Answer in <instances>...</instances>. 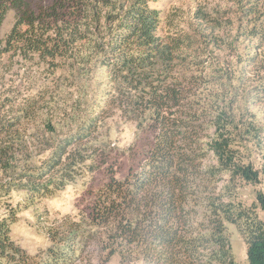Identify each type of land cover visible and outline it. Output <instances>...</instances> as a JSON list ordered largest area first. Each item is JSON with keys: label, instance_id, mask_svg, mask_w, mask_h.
I'll return each mask as SVG.
<instances>
[{"label": "trees", "instance_id": "obj_1", "mask_svg": "<svg viewBox=\"0 0 264 264\" xmlns=\"http://www.w3.org/2000/svg\"><path fill=\"white\" fill-rule=\"evenodd\" d=\"M155 1L41 5L0 0V59L8 53L25 60L38 57L51 68L77 71L79 80L105 69L110 83L105 104L137 127L135 143L126 151V171L119 173L123 163L117 161L107 165L106 179L89 191L91 199L79 218L66 216L48 228L46 248L32 253L19 245L11 236L14 215L0 216V264H90L89 254L96 250L101 264L114 255L122 264L140 259L145 264H239L229 223L246 237L247 264H264V189L255 194L262 217L237 194L239 181H261V170L240 152L259 129L238 117L233 99L197 94L203 75L196 72L206 60L189 49L199 38L181 35L168 41L160 35L161 10L151 6ZM239 2L246 12L242 34L260 48L264 0ZM10 10L16 21L4 39L1 27ZM199 18L213 33L201 31V39L209 34L221 44L214 32L222 23ZM81 103L77 99L76 129L61 134L49 120L36 140L24 128L34 104L19 106L12 117L0 116V208L1 196L12 189L51 194L73 181L88 160H95L93 170L109 163L94 142L102 105L82 120Z\"/></svg>", "mask_w": 264, "mask_h": 264}, {"label": "rangeland", "instance_id": "obj_2", "mask_svg": "<svg viewBox=\"0 0 264 264\" xmlns=\"http://www.w3.org/2000/svg\"><path fill=\"white\" fill-rule=\"evenodd\" d=\"M33 1L49 5L54 0ZM151 6L161 10L159 33L168 41L181 35L198 36V40L194 38L195 46L189 49L196 57L206 60L196 72V75H203L197 94L207 97L213 93L225 96L227 100L233 99L238 117L242 116L245 123L257 125L259 136L250 134L248 141L243 142L246 146H240V152L246 161H252L261 170L262 178L258 183L239 181L237 194L246 207L262 217L255 194L264 189V43L260 48L254 47L258 41L242 34L246 12L241 11L239 0H158L151 2ZM202 15L213 23H222L214 32L221 44L213 43L209 34L205 36L206 40L201 39V31L213 34L210 28H206L210 27L208 23L200 25L202 19L199 17ZM15 21L16 12L10 10L1 27L2 38H6ZM106 76L105 69H99L95 75L79 80L77 71L51 68L38 57L25 60L17 54L8 53L0 59V116L12 117L17 114L19 106L34 104L31 118L24 123L25 134L33 140L42 137L44 129L46 131L45 123L49 120L61 134L76 129L79 121L77 99H82V120L90 119L89 115L99 108L98 103L102 105L94 142L110 157L109 163H102L101 168L93 170L91 164L96 165V162L88 160L73 181L51 194L12 189L8 195L1 196L0 216L14 215L12 239L32 253L50 245L49 227L59 225L66 216L79 218L91 199L89 191L106 179L107 165L116 161L118 165L123 163L119 173H124L128 167L130 160L126 151L135 143L137 127L118 109L105 104L108 100L106 89L110 86ZM121 153L122 157L117 158ZM97 161L102 160L99 157ZM228 230L236 261L247 264L245 235L237 224L229 223ZM89 256L93 260L90 264H101L98 250ZM106 264H122L121 257L114 255ZM131 264L145 262L140 259Z\"/></svg>", "mask_w": 264, "mask_h": 264}]
</instances>
